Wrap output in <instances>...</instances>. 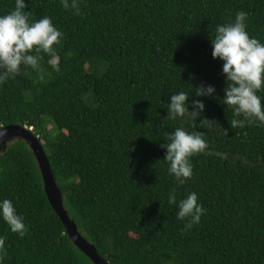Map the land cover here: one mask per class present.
Returning <instances> with one entry per match:
<instances>
[{"label":"trees","instance_id":"16d2710c","mask_svg":"<svg viewBox=\"0 0 264 264\" xmlns=\"http://www.w3.org/2000/svg\"><path fill=\"white\" fill-rule=\"evenodd\" d=\"M25 3L31 19L48 16L62 33L60 71L41 53L44 82L22 65L0 85V128L38 135L66 210L100 255L110 264H264V126L231 127L223 61L213 59L211 41L217 25L244 11L249 35L264 43V0H78V15L61 0ZM14 7L0 0V15ZM202 82L215 93L196 96ZM179 92L189 94V111L194 99L205 104L196 120L168 119ZM257 94L264 103V91ZM204 118L219 124L201 126ZM177 127L203 132L208 144L190 158L193 175L183 185L160 147ZM173 188L177 201L196 192L207 210L191 230L168 203ZM4 199L27 233H13L0 216V264H94L67 235L23 139L0 157Z\"/></svg>","mask_w":264,"mask_h":264},{"label":"clouds","instance_id":"9594fccd","mask_svg":"<svg viewBox=\"0 0 264 264\" xmlns=\"http://www.w3.org/2000/svg\"><path fill=\"white\" fill-rule=\"evenodd\" d=\"M61 4L64 9L71 8L77 15L80 13L78 0H71V3L69 0H61ZM26 7L25 0H15L14 10L0 15V85L19 75L22 65L37 72L39 81L44 82L45 69L41 66L44 56L41 53L50 57L49 63L56 72L60 71L55 45L60 44L62 33L48 16L31 19V13L24 11ZM247 18V12L238 11L235 21L217 25L215 36L211 38L213 59L223 61L222 74L226 77L223 103L233 109L235 118L230 120L232 128L254 123L258 127L264 126V103L257 94L264 91V43L249 35ZM214 93L215 88L203 82L195 91L196 96H211ZM188 98L186 92L171 95L167 108L168 119L188 117L196 120L201 115L205 108L203 101L192 100L193 110L189 111ZM200 123L201 126L212 128L218 122L204 118ZM29 130L32 131V128ZM3 134L0 133V136ZM224 134L227 135V129H224ZM165 141L160 147L167 150L163 159L169 163L168 172L175 177L178 185H183L193 175L190 158L205 152L208 144L203 138V132L190 133L183 127L165 133ZM176 193L175 188L169 192L168 203L177 204V219L185 221V230H191L207 210L198 203L196 192L189 193L179 201ZM0 216L13 233L21 238L26 235L27 227L23 217L17 214L10 199L0 201ZM5 239L0 237V262L7 256Z\"/></svg>","mask_w":264,"mask_h":264},{"label":"water","instance_id":"95a60500","mask_svg":"<svg viewBox=\"0 0 264 264\" xmlns=\"http://www.w3.org/2000/svg\"><path fill=\"white\" fill-rule=\"evenodd\" d=\"M0 133H4L0 136V157L5 152L10 142L16 139L25 140L33 151L39 164L45 192L49 202L63 222L67 235L94 264H110L100 255L96 246L86 239V237L80 232L76 222L70 217L66 210L64 206V195L56 181L54 173L52 172L43 143L39 140L38 136L27 129L26 126L16 124L2 126L0 128Z\"/></svg>","mask_w":264,"mask_h":264}]
</instances>
